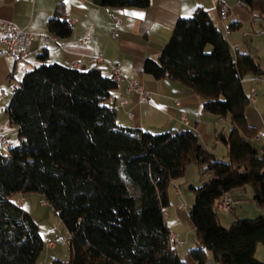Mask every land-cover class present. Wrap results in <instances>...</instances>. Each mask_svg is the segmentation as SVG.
Segmentation results:
<instances>
[{
    "label": "trees",
    "instance_id": "obj_1",
    "mask_svg": "<svg viewBox=\"0 0 264 264\" xmlns=\"http://www.w3.org/2000/svg\"><path fill=\"white\" fill-rule=\"evenodd\" d=\"M148 3L103 0L110 7ZM238 4L264 22V0ZM240 25L232 20L228 28ZM46 28L59 38L71 34L61 5ZM38 57L4 106L17 140L10 144L4 136L9 146L0 154V264H38L43 249L37 222L11 198L19 192L39 193L65 227L69 258L53 257L50 264H187L171 244L163 211L170 182L189 164L200 174L199 184L187 186L196 236L190 257L204 264L208 250L219 264H264L254 255L264 245V214L225 227L215 209L219 195L246 185L252 201L264 207V139H254L242 87L243 76L259 73L260 66L251 54L232 52L203 8L176 21L159 55L145 59L143 72L180 82L198 96L203 112L228 119V131L219 124L212 131L225 147L222 158L189 129L153 133L118 124L104 103L117 82L100 66L46 62L45 51Z\"/></svg>",
    "mask_w": 264,
    "mask_h": 264
},
{
    "label": "crops",
    "instance_id": "obj_2",
    "mask_svg": "<svg viewBox=\"0 0 264 264\" xmlns=\"http://www.w3.org/2000/svg\"><path fill=\"white\" fill-rule=\"evenodd\" d=\"M57 5H61L64 18L72 26L67 38L52 35L46 28V21ZM221 6L225 7V13L221 12ZM197 7L207 12L233 53H249L259 64V73L243 76L242 87L250 98L245 108L248 123L255 128L264 127V35L259 32L264 28V22L253 20L252 13L239 5L238 0H149L145 7H110L104 6L103 1L95 4L94 0H0V18L33 34L30 48L21 60L0 55V134H3L1 127H11L2 109L16 81L26 70L41 62L38 55L45 51L46 62L68 64L81 58L80 69L97 65L106 75L111 65H117L122 78L104 103L115 110L118 124L153 133L189 129L196 133L200 143L211 147L217 154L221 148L212 131L220 122L218 117L203 112L198 96L180 82L154 79L143 72L145 59H155L159 55L176 21L180 17H190ZM232 20L241 22L238 29L228 28ZM97 56L102 58L101 62L90 61V57ZM130 80L137 83L140 91L127 90ZM182 116L186 117L187 125L183 124ZM223 127L225 129L224 124ZM223 149L225 153L224 146ZM199 183L198 169L189 164L182 177L170 182L169 203L164 209L171 244L178 255L184 256L187 264H197L189 255V249L195 247L196 236L189 217L194 199L187 186ZM228 193L233 202L232 210L220 213L221 224L264 214V207L252 201L253 192L249 185ZM21 202L17 204L23 207ZM254 255L264 261V245L258 244ZM204 264L219 263L207 250Z\"/></svg>",
    "mask_w": 264,
    "mask_h": 264
},
{
    "label": "rangeland",
    "instance_id": "obj_3",
    "mask_svg": "<svg viewBox=\"0 0 264 264\" xmlns=\"http://www.w3.org/2000/svg\"><path fill=\"white\" fill-rule=\"evenodd\" d=\"M210 49L211 46L207 45L206 51H209ZM2 111L4 110L2 109ZM223 124L225 125V129L228 131L230 129L228 119L219 122V128H222ZM1 131L3 133L1 135L5 136L11 144L16 142L17 135L15 126L1 127ZM218 147H220L221 150H217L218 152L216 155L218 158H222V156L224 155L223 145L219 143ZM0 154H7V149L3 148L1 145ZM11 198L15 202L21 200L24 209H26L30 213V215L38 224L39 232L42 235L44 242L43 249L39 255V262H42L43 264H50V261L53 257H56L62 261L67 260L69 258L68 234L65 230L64 225L61 223L60 219L58 218L52 207L47 204V202H45L44 198L39 193L35 192H19L15 193ZM218 217H220L221 219L222 214L218 213ZM254 217L256 216L245 218ZM222 225L227 227L230 224ZM47 241H53L54 247H48ZM179 256L184 259L183 255Z\"/></svg>",
    "mask_w": 264,
    "mask_h": 264
},
{
    "label": "built area",
    "instance_id": "obj_4",
    "mask_svg": "<svg viewBox=\"0 0 264 264\" xmlns=\"http://www.w3.org/2000/svg\"><path fill=\"white\" fill-rule=\"evenodd\" d=\"M221 12L225 13V7L221 6ZM264 35V28H261L259 31ZM33 39V34L23 28H20L15 23L10 20L0 18V55H9L14 60H21L28 52L30 48L31 41ZM90 61L98 63L102 61L100 56L90 57ZM81 58L69 62L67 65L75 68L81 66ZM108 78L111 81L118 82L122 78V74L119 71L117 65H111L110 71L108 73ZM128 91H140L137 83L134 80H130L127 86ZM183 124L187 125L188 121L185 116H182ZM255 140L264 139V127L256 128ZM0 144L2 147L7 148L9 142L7 139L0 134ZM233 202L228 192H224L218 196L215 202V209L218 213H229L232 210ZM167 214L166 211H163V216ZM47 246L53 247V241H47ZM38 264H43L39 262Z\"/></svg>",
    "mask_w": 264,
    "mask_h": 264
},
{
    "label": "water",
    "instance_id": "obj_5",
    "mask_svg": "<svg viewBox=\"0 0 264 264\" xmlns=\"http://www.w3.org/2000/svg\"><path fill=\"white\" fill-rule=\"evenodd\" d=\"M103 0H94L95 4H101Z\"/></svg>",
    "mask_w": 264,
    "mask_h": 264
}]
</instances>
